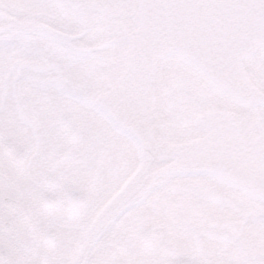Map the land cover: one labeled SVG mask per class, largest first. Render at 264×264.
I'll return each instance as SVG.
<instances>
[{
  "label": "snow or ice",
  "instance_id": "snow-or-ice-1",
  "mask_svg": "<svg viewBox=\"0 0 264 264\" xmlns=\"http://www.w3.org/2000/svg\"><path fill=\"white\" fill-rule=\"evenodd\" d=\"M0 264H264V0H0Z\"/></svg>",
  "mask_w": 264,
  "mask_h": 264
}]
</instances>
